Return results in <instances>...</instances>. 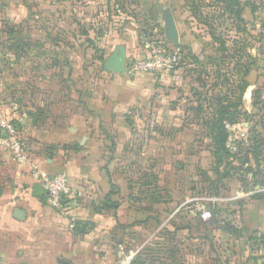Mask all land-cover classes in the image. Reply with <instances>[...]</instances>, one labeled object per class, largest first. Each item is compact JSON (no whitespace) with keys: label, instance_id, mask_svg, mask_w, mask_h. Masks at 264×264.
Returning <instances> with one entry per match:
<instances>
[{"label":"crops","instance_id":"0c3cea01","mask_svg":"<svg viewBox=\"0 0 264 264\" xmlns=\"http://www.w3.org/2000/svg\"><path fill=\"white\" fill-rule=\"evenodd\" d=\"M103 1L107 0H0V12H10V15L4 17L1 26L4 28L11 25L14 29L12 39L18 41L19 44L23 42H27L28 45L46 44L47 41H51L47 37V32H51L50 29L56 27L48 22L50 19L53 17L58 19L63 23L60 26L63 29H66L68 25L81 27L83 19H91L98 13L100 7H103ZM115 1L110 0L111 8L119 6L113 4ZM186 2L187 0H120L118 13L121 17H126L128 21L118 22L117 28L114 29L108 12L101 11V32H96V37L92 39V42L105 44H102L105 59L115 49L122 47L127 60L142 55L149 48L163 45L175 47V44L166 37L168 19L172 18L178 31L177 47H180L186 56L182 65L169 76L155 78L142 74L130 76L126 72H108L111 76L107 94L102 93L99 97L97 94L99 86L91 84L90 87L84 83L79 84L82 106L76 107L70 115L65 114L66 118L58 117L59 122L57 125L52 124V128L47 124L52 120L49 118L51 114L39 119L40 117L35 113L32 114V110L57 108L45 98L38 99L39 93L46 91V88L53 89V86L45 81L30 85L35 98L26 108L32 111H28L32 116L28 113L24 114L23 111L13 115L19 118L21 123L28 121L32 124L28 133L24 134L27 135L26 138L31 147L30 149L24 148L27 156L25 160L19 161L14 157L15 165L10 173L12 179L8 182L0 179V264H117L121 259L118 254L119 247H122L125 256L128 253H135L130 264H149L150 260L145 259L150 252L146 241L148 238L153 241L152 238L156 237L165 226L170 228L173 236L168 243H172L173 254L178 258L174 260H180L183 264H217L214 263L215 259H213L211 249L213 242H220L221 251L223 249L226 252L231 251L232 255L233 245L238 244V241L233 238L255 241L256 236L261 235V231L264 230V198L252 199L253 193L244 195L241 202L236 203L237 205L232 204V212L222 211L219 220L220 224H225L224 227H219L216 223L215 227L210 228L209 231H205L206 228L196 230L193 215H190V212L184 214L174 212L168 217L159 215L160 217L151 220V217H147L149 213L144 210L147 219L145 223L137 224L133 220L128 221L129 208V211L125 213L126 217L125 214L120 215L118 211V207L123 204L129 207L133 201L127 193L128 186L126 193L122 194L124 190L119 180H116L117 176L114 173L116 170L112 165H114L117 154L122 155L128 149L127 146L132 145V140L139 136L133 133V130L128 129L127 131L126 126L130 128L132 119L125 110L133 108L146 110L151 117L149 124L152 128L167 130L165 135L161 134L162 131L155 133L156 136L160 135V138L171 136V139H174L178 135L185 134L184 117H189L190 110H187L185 103L192 100L188 91L195 89L197 69L201 66L210 67L208 66L209 57L219 56L218 51L214 50L213 40L204 31L205 28L193 18ZM249 15V10L245 9L243 16L246 20L249 19ZM42 23L45 29L44 35L36 32V27ZM62 28L60 30L63 32L60 39L61 44L62 42L65 45L68 44L67 39L72 45L76 41L82 42L83 36H78L80 40H76L66 35L67 31ZM228 43L230 40L227 41ZM46 52L40 53V56L36 55L37 58L65 60L63 52H59L58 55ZM12 53L13 62L29 58L27 54L20 53V51ZM95 60L99 62L98 58ZM63 65L66 68L53 69L55 72L53 76L63 74L65 79L67 78L69 73L66 62ZM74 74L78 76L77 71H74ZM251 86L249 84L243 92V110L246 102L244 94L252 90ZM119 109L124 111L126 121L123 117H117L118 114L115 112ZM178 120L181 123L176 125ZM4 121L10 122L5 119L1 122ZM36 122L38 124L33 125ZM241 123L237 124L241 125ZM24 135L17 131L16 136L21 139L23 145ZM195 140L196 138L187 143L188 146L186 145L184 152L186 155L196 154ZM208 143L211 141L208 140ZM76 144L78 146H75ZM248 166L251 167V171L245 170ZM254 168L255 163L250 158L249 162L241 165L239 171L243 174V178H246V176L250 177ZM40 172L50 175L63 173L72 186L77 189L97 190L99 195L114 203V208L97 211L93 207L94 199H91L89 203L86 201L79 203V200L73 197L64 202L63 210L51 207L40 198L45 196V193L38 196L34 194V185L40 184L38 178ZM154 178V184L157 186L156 173ZM243 181L236 175V182L241 188ZM258 186L264 187V182L262 185L256 184L247 188L252 190ZM245 189L244 191L247 192ZM232 193L233 191H230L227 195L230 196ZM223 196L226 195L216 197ZM172 197L166 198L168 201L164 204L173 202ZM158 199L150 201L151 199L145 197L135 201L147 202L148 200L152 204L162 203L163 199L162 201ZM225 203L224 201L217 202L222 206H225ZM15 208L25 213L24 219L19 220L14 217ZM75 220L91 222L92 226L85 232H79L73 226ZM156 221L160 223L156 224ZM197 221L199 225L209 222L201 219L200 215ZM149 222L152 225L155 223V227L145 228ZM161 225L163 226L160 227ZM142 229L146 230V236L139 241L137 237L144 234ZM197 236L201 239L195 238ZM161 239L163 241L157 239L159 244L163 245L164 241L166 243V240L162 237ZM137 240L139 244L134 246L133 243ZM157 249L154 246V250ZM202 251L206 256L203 261L202 259L199 261ZM246 253L247 251L242 253L241 261L238 258L239 255L234 254V260H236L232 264H248L245 263Z\"/></svg>","mask_w":264,"mask_h":264},{"label":"rangeland","instance_id":"374dc122","mask_svg":"<svg viewBox=\"0 0 264 264\" xmlns=\"http://www.w3.org/2000/svg\"><path fill=\"white\" fill-rule=\"evenodd\" d=\"M255 1L260 6L255 12V19L251 16V14L248 16V24L247 26H245L246 33L236 35L235 31L232 28V25H230L231 23L226 21L223 22V28L227 27L226 30L229 31H220L216 34L218 35V33H223V36H229L230 41L235 36L238 37V39L236 40L238 41L236 47H241V61L243 63L251 61L245 56L246 54H248L249 56L252 55V57H254L252 63H248L249 71L245 76V79L248 81V83L252 85L250 88L252 90L246 91L244 94V96L246 97V102L244 103V110L247 111L246 113L248 116L247 118L243 119L244 122L242 123H244V126L247 125L248 127H252L253 133L255 135L254 139L261 140L264 139V0ZM119 3L120 0H116L113 4L120 5ZM7 15H10V12H0L1 40L2 37H9L11 35V32L8 31L10 30V28H7L11 25H7V27L5 28L1 26L4 17ZM48 22H50L51 25H56V27L50 29L51 32H47V37L51 41H47L46 44L32 43L29 45H25L23 48H21L20 53L27 54L26 56L29 57L26 60L18 59L16 62H13V60L11 59L13 55L12 49L4 50L0 46L1 139H8V137L10 136V133L8 132L7 128L5 126H2L3 122L1 121L4 119L6 121L10 120V122L8 123L12 124L17 131L22 133V135L28 133V129L32 127V124L28 123V121H26L27 123H21L19 118H15V116L13 115L20 111H23L24 114L30 111L26 107H29L32 99L34 100L35 98L34 92L31 91L32 89L30 87L32 83H41L45 81L46 83L51 84L53 86V89L46 88V91H44L43 93H39L38 99L45 98L46 101L51 103V105L56 106L57 108H38L36 110H32L35 115L40 117L39 119H42L43 117H48V115L51 114L49 115V118L52 120L51 122H47V124H49L51 128L52 124L57 125V123L59 122L58 117L63 118V116L65 117V114L70 115L71 113H73L76 107L82 106V101L79 97V84L84 83V85H90V87L91 84L99 86V90L97 91L98 97L102 93L107 94L108 83H110L109 77L111 75L110 73L105 71L103 67V62L105 58L103 57L104 53L101 52L103 51V45L105 44L102 43L103 45L101 44L100 49H98L97 42H88L86 40L88 35H85L82 32V29L81 27H79V25H77L76 27H74V25H72V27L68 25L66 29H63L62 27H60L61 25H63V23L58 21V19L56 20L54 17ZM43 25L44 24L42 23L36 27L37 34L44 35L45 29ZM61 28L62 30L67 31L66 35L72 36L76 40H80L79 38H77L78 36H83L81 40L82 42L76 41V43L72 45L70 44V40L67 39L68 44L65 45L63 42L61 44L60 39L61 36H63V32H60ZM259 36L260 44H257V38ZM228 45L233 49V46H231V44ZM44 47L46 48L44 49ZM91 48L93 49V51ZM45 51H47L46 53L48 54L51 53L55 55H58L59 52H63L65 60H58L59 58H55L52 60H44L40 57L37 58V56H40V53H43ZM92 52H94V55L92 54ZM96 54L100 55L98 63L95 60L97 58ZM231 58L234 57L226 55L225 58L218 59L217 61H215L217 62L216 64L219 66L218 72H216L215 70L217 69V66L213 65L211 61H209L208 63V66L210 67L201 66L197 69V72L198 74H200V79L202 82L204 81L203 79H205L207 84L214 82L218 83L214 90H206V87H202L201 83L197 81V84L194 88H197L198 90L196 91L201 93V100L204 96L207 98L205 101H208L209 98L214 101L221 94L223 95V93H225V90L228 87L229 83H223V80L224 77L227 78V72L228 67H230ZM65 62L67 64V71L69 73L67 78L65 79L63 74L62 76H59L58 74H55L53 76V73H55L53 72L54 68H66L63 65ZM204 70L209 73L207 77L204 76L203 73H200ZM74 71L78 72V76L74 74ZM217 73L221 75L218 76ZM19 75L21 77H19ZM18 78H20V80ZM230 78L234 80L233 75H231ZM194 91V89L188 91L190 93L189 95L192 97V100L189 102L186 101L185 107L187 108V110L188 106L192 105L196 107L198 105V102L196 101L197 96L194 94ZM253 101L255 103L254 105H252ZM201 103L203 105L204 114L209 115L213 107L209 105L208 102H205L203 104L202 101ZM116 111L117 112L115 113L118 114V118H124V111L122 109ZM125 111L129 113V117L131 116L130 119H132L130 128L126 126L127 131L128 129L130 131L133 130V133L135 132L139 136H137L136 139L132 140V145L127 146L128 149L124 151V153L118 152L122 153V155L117 154L116 160L115 162H113L114 165H112V167H114L116 170L114 172L117 176L116 180H119V184L124 190L122 194L126 193V187L128 186L127 193H129V197L131 201H133V203H131L129 207H127L126 204H123L122 206L118 207L120 215H124L125 213H127L129 211V208L130 211L127 213V215H129L130 213L127 218L128 221L133 220L134 223L142 224L145 223L147 217H151V220H153L155 217H160L159 215H166L165 217H168L174 212H183V214L185 212H190V215H193V223L194 228L196 230L200 228H204L205 230L206 228L205 231H209L210 228H214L216 224L214 223V221H209L204 226L199 225L197 221L198 215H200L201 205L207 206L209 208L212 217L213 212L211 211V205L213 204L209 199L212 198V196L214 195H222H218V192L217 194H215V191H213L214 181L212 180H214L215 177L213 176L209 179L210 181H207L206 177L203 174L204 169H209L207 168L208 160L206 159V157H208L210 153L207 151H203L205 149L204 147L206 143H208V140H198L201 136V133L203 132L202 128L204 127L201 128L199 121L196 119L195 110H189V117H184V127H186L185 134L183 133L181 135H178V137H175L174 139H171V136H165L160 138V135H155L156 132L158 133L160 131H162L161 134L165 135L167 134V130L164 128H160V130H158V127L152 128V125L149 124L151 117H149V113H147L146 110L140 108H133L132 110L127 109ZM126 115L128 117V114ZM178 121L176 125L181 123L180 120ZM49 122L51 123V125ZM4 123L6 122L4 121ZM34 124L38 123L36 122L33 123V125ZM47 124L45 126H47ZM152 132H154L153 135ZM195 132L196 134H194ZM24 137V148L26 149L27 147V149H30L31 145L29 143L28 138H26L27 135H24ZM188 138L190 140L196 138L195 149H197V152L195 155L188 156L186 155V153H184L186 151V145L188 146L187 143L190 141L187 140ZM259 147L263 148L264 145H261ZM106 158H108V156H106ZM106 158L105 163L107 161ZM260 159L264 161V150L263 152H261ZM14 165V151L10 146V140L8 139L0 143V179L2 181L8 182L12 179L10 178V173ZM221 168L223 169V166H221ZM225 169H229V177L223 178V180L221 181L222 186L221 184H219V193L221 191L223 192L224 186L225 188L227 187L228 190L233 192L236 189L241 188L239 187V183L236 182V167L230 164ZM155 173L157 176V186L159 185L158 187H160L159 189L157 188L158 190L156 189L157 186L154 187L152 185L155 181ZM147 185L152 186L150 188H147ZM78 189L80 191H83L82 193L84 195L82 194L81 196H78L76 194L72 195L71 197H73L75 200H79V203H82L83 201L89 203L91 199H94V204H100L103 200L107 199L99 195L97 193V190H88L85 188ZM88 191H90L91 194ZM151 196L155 199L159 198L158 200L160 201H162L161 199H163L162 203L152 204L148 200L147 202L135 201L139 198L143 199L145 197L149 198ZM171 196H173L172 198L174 199V201L171 203H169V201V204H164L166 203V198H169ZM69 199L70 197L64 198V201H67ZM144 210L146 211V213H149L147 217H145ZM124 216L126 217V214ZM153 227H155V223H153L152 225V223L150 224L149 222L148 225H145V228L148 229H152ZM141 231L144 234L137 237L139 241L143 239L144 236H146V230L142 229ZM262 231L261 235L256 236L255 241H250L249 239L238 240L236 238H233V240L238 241V244L233 245L232 255L230 254L231 251L226 252L224 249L221 251L220 242H213L211 249L213 259H215L214 263L232 264L236 260H234V254H236V256L239 255L238 258L241 261L242 253L247 251L245 263L264 264V235L262 234ZM195 238H197L198 240L201 239V237L199 236ZM138 240L134 241V246H136V244H139ZM152 240L154 242L155 237H153ZM146 243L147 247H150L151 241L149 240V238L147 239ZM256 248L258 249L255 251ZM151 249L153 251L149 250V254H147V257H145L146 260H150L149 264H183L182 262H180V260H174L178 258H176L174 254L172 255L171 251H165L161 248H159L158 250H154V246H152ZM205 256L206 254H203L202 251L201 256H199V261L201 259L203 261V258H205Z\"/></svg>","mask_w":264,"mask_h":264},{"label":"trees","instance_id":"16d2710c","mask_svg":"<svg viewBox=\"0 0 264 264\" xmlns=\"http://www.w3.org/2000/svg\"><path fill=\"white\" fill-rule=\"evenodd\" d=\"M109 2L110 0L103 1L102 3L103 7H100L101 9L98 10V13L93 18L91 19L85 18L82 20V25L80 24L81 29L85 35H88L86 39L88 42L89 41L92 42V39L96 37L95 36L96 32H99V31L101 32V24H102L101 23V11L108 12L109 19L113 22L114 29L117 28L118 22L124 23L125 21H128L126 17H121L119 15L118 9H120V5L117 6L116 8H111ZM186 3H187V6L193 18H195V20L198 23H200L203 28H205L204 31H206L207 34L213 40L215 44L214 50L218 51L219 53L218 54L219 56L216 58L209 57V60L212 62V64L217 66V69H215L216 72H218L219 66L216 64L217 62L215 61H217L218 59L225 58L226 55L227 56L229 55L230 57H234V58H231L230 67H228L227 78L224 77V80H223V83H229L228 87L225 90V93H223V95L221 94L214 101H212L210 98L208 101H205L207 98L203 96V99L201 100L202 95L201 93L196 91L198 89L195 88L194 94L197 96L196 101L198 102V105L196 107L192 105L188 107V109L190 110L191 109L195 110L196 119L199 121L201 128L204 127L202 128L203 132L201 133V136L199 137L198 140L203 141V139H206V140L208 139L211 141V143H206L204 147L205 149L203 150L204 152L207 151L210 153L209 156L206 157V159L208 160L207 168L209 169L208 170L204 169L203 174L206 177L207 181H210L209 179L211 177L213 176L215 177V179L212 180L214 181L213 191H215V194H217L218 192V195L219 194L226 195L230 192V190H228V188L227 187L225 188L224 186L223 192L221 191L219 193V190H220L219 184H221V181L223 180V178L229 177L228 176L229 169H225V168L229 166L230 164H232L233 166L236 167L235 176L237 175L239 179L242 178V181L244 180L242 189L244 190L246 188L245 190L248 191L250 190L248 189L249 186L253 187L256 184L262 185V183L264 182V161L260 159V155H261V152H263L264 147L263 148L259 147L261 145H264V139H261V140L254 139L255 135L253 133L252 127L247 126L246 127L247 133H248L247 143H242V141H239L238 142L239 148L236 153H231L229 149L225 146V143L229 137V131L226 128V123H229V124L238 123L239 124L240 122H243V119L247 118L248 116L246 113L247 111L242 109V95L245 89L249 85L248 81L245 79V76L247 75L249 71L248 63H252L254 57H252V55L249 56L248 54H246L245 56L249 58L251 61L243 63L241 61V57H242L241 47L239 46L236 47V44L238 42L236 40L238 39V37H235L236 39L233 38L230 41V43H228V44H231V46H233V49H232V47H229V45L227 44V41L229 40V36L227 35L223 36L222 35L223 33H218L217 35L216 33L220 31L221 32L229 31V30H226L227 27L223 28V22H226V21L231 23L230 25H232V28L235 31L236 35L246 33L245 26H247L248 21L244 18L243 11L245 9H248L251 16L255 19V12L259 8L260 5H258L255 0H208V1L187 0ZM7 28H10V30L8 31L11 32V35L9 37L8 36L2 37V40L0 39L1 41L0 46L4 50L12 49V51L18 52L25 45H28L27 42H23L19 44L18 41H14L12 39L13 32H14L13 27L9 26ZM0 36H1V31H0ZM260 36L257 38V44H260V41H259ZM97 44H98V49H100L101 44L99 43ZM166 46L174 47L170 45H166ZM177 48L181 56L179 64L177 66L179 67L182 65L183 59L185 58L186 54H184L183 50L180 47H177ZM226 52H228L229 54ZM96 56L98 59H100L99 54L98 55L96 54ZM204 67H207V66H204ZM200 73H203V75L206 77L209 74L206 70ZM217 75L220 76L221 74L217 73ZM231 75H233L234 80L230 78ZM200 78H201L200 74H198L196 80L201 83L202 87H206V90L207 89L214 90L216 86L218 85V83H215V82L207 84L205 79H203L204 81L202 82ZM202 101H203V104L205 102H208V104L213 107L209 115L204 114L203 105L201 103ZM254 104L255 103L253 101L252 105ZM30 112H28V114L32 116L33 112L32 114ZM75 146H78V144H76ZM250 158L254 161L255 168L250 173V177L246 176V178H243V174L240 173L239 168H241V165L249 162ZM221 166H223V169L221 168ZM249 167L250 166H248V168H246L245 170H250L251 167L250 168ZM152 185L156 187L154 183ZM150 187L151 186L147 188H150ZM40 198L43 201H46V196H41ZM251 198L252 199L264 198V191L253 193V196H251ZM149 199H151L150 201L156 200L152 196L149 197ZM241 200L242 198L233 200V201H228L224 204L225 206L218 205V204L211 205L212 206L211 211L213 212V214H212V217H210L208 221H212V222L214 221V223L219 224L218 225L219 227H224L225 224L224 223L220 224V220H219V218L222 216V211L229 210V212H232L231 205L232 204L237 205L236 203L241 202ZM65 201L64 199L62 200L63 203ZM93 207L97 211H101L104 209H113L114 203L111 200L106 199V200H103L102 203L100 204H93ZM159 223L160 221L156 222V224H159ZM203 224L204 223H202V225ZM73 226L75 230L79 232H85L87 229H89L92 226V223L87 222V221L84 222V221L75 220L73 223ZM161 237L164 240H166V243L164 241L163 245L157 242V239L162 240ZM172 238L173 236L171 235L170 228L166 226L162 227V229L158 232L157 236L155 237L154 242L151 241L150 247H147V248H150V250L153 251L151 248L152 246H155L158 249L161 248V249H164L165 251H171V254L173 255L174 247H172V243H168V241L170 242Z\"/></svg>","mask_w":264,"mask_h":264},{"label":"built area","instance_id":"2783aa9c","mask_svg":"<svg viewBox=\"0 0 264 264\" xmlns=\"http://www.w3.org/2000/svg\"><path fill=\"white\" fill-rule=\"evenodd\" d=\"M180 53L177 47H169L166 45L153 47L147 49V52L143 53L140 56L131 57L126 60V73L130 76L134 75H149L155 78L160 76H169L178 66L180 61ZM2 126H5L10 133L8 139L10 140V146L14 151V157L23 161L27 158L24 145L16 135L17 130L13 127L12 124L6 122L2 123ZM247 125L244 126V123L241 125L238 124H229L226 123V128L229 131V137L225 143V146L229 149L231 153H236L238 151V142L247 143ZM8 139H1L0 143ZM39 182L42 185L43 190L45 191L46 202L54 208L63 210L65 205L62 202L64 198L71 197L72 195L81 196L83 191L72 186L68 178L63 173L58 174H47L40 172L39 173ZM264 187L258 186L252 190L245 192L242 188L236 189L230 196L226 195L224 197L212 196L209 200L213 205L217 204L218 201L228 202L242 198L244 195H248L254 192H260ZM228 196V197H227ZM200 217L201 219L207 221L211 217L210 210L207 206L201 205ZM161 225L160 227H162ZM264 235V231H263ZM120 261L117 264H130L131 259L134 256L133 253H128L127 256L123 254L122 247L118 249Z\"/></svg>","mask_w":264,"mask_h":264},{"label":"water","instance_id":"95a60500","mask_svg":"<svg viewBox=\"0 0 264 264\" xmlns=\"http://www.w3.org/2000/svg\"><path fill=\"white\" fill-rule=\"evenodd\" d=\"M166 37L175 44V47H177L178 31L175 27V24L172 18L168 19ZM103 67H104V70L107 72L125 73L126 72V59H125L124 49L122 47L115 49L113 53L104 60ZM34 189H35V192H34L35 196L42 195L45 193L41 185L38 183L34 185ZM13 215L16 219L22 220L24 219L25 213L21 209L15 208Z\"/></svg>","mask_w":264,"mask_h":264}]
</instances>
